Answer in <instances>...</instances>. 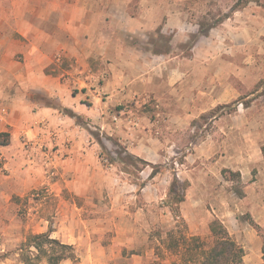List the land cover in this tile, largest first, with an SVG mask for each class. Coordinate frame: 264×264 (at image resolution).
<instances>
[{"label":"rangeland","instance_id":"1","mask_svg":"<svg viewBox=\"0 0 264 264\" xmlns=\"http://www.w3.org/2000/svg\"><path fill=\"white\" fill-rule=\"evenodd\" d=\"M142 1L129 0L132 16H145ZM236 1L151 0L154 20L125 23L113 40L132 61L130 82H119L133 93L122 90L127 98L114 102L103 132L82 123L92 133L78 154L88 165L59 164L48 154L56 135L41 126L26 140L32 155L40 150V166L27 174L35 183L18 196L7 180L15 171L0 155V264H24L28 238L47 232L74 249L77 260L62 264H190L186 259L200 252L189 253L182 239L211 247L214 221L243 248L247 264H264V5L251 3L199 33ZM115 29L110 25L111 35ZM93 72L95 80L68 62L55 73L67 86L83 76L98 85ZM63 137L69 146L71 134ZM141 161L157 175L150 178L151 166ZM86 173L88 198L75 196L67 180ZM175 179L188 184L178 206L168 199Z\"/></svg>","mask_w":264,"mask_h":264},{"label":"crops","instance_id":"2","mask_svg":"<svg viewBox=\"0 0 264 264\" xmlns=\"http://www.w3.org/2000/svg\"><path fill=\"white\" fill-rule=\"evenodd\" d=\"M144 2L139 6L144 7L145 16L138 19L129 12V0H0V134L8 135L0 155L5 166L15 171V178L11 175L7 180L16 195L23 196L27 184L35 183L27 180V174L40 166V150L32 155L28 150L32 145L27 147L26 140H35L41 126L50 136L56 135L48 154L59 164H89V157L78 155L87 150L84 138L92 135L82 123L87 128L99 124L103 132V121L114 102L127 98L122 90L132 95L134 86L119 82L125 76L130 82L126 71L133 69L132 61L113 38L124 32L125 23L134 26L140 18L155 19L151 16L155 5L151 0ZM110 25L116 26L112 35ZM126 30L127 34L135 32ZM60 62H75L92 80L97 78L93 70L98 69L100 82L95 85L83 76L67 86L55 73ZM65 134H71L69 146L63 144ZM108 134L119 136L118 131ZM74 178L67 180L70 192L88 198L93 187L90 175ZM243 261L247 264V255Z\"/></svg>","mask_w":264,"mask_h":264},{"label":"trees","instance_id":"3","mask_svg":"<svg viewBox=\"0 0 264 264\" xmlns=\"http://www.w3.org/2000/svg\"><path fill=\"white\" fill-rule=\"evenodd\" d=\"M251 3L263 6L264 0H237L231 7L229 13L219 16L218 19L213 21V23L209 26L201 24L199 27V33L202 36H205L217 24L228 19L231 14L244 9ZM7 144L8 135L0 134V146H6ZM100 145L102 149L105 150L103 144L100 143ZM109 154H107V159L105 160L111 162L112 158L108 156ZM117 155L122 156L120 153H117ZM100 159L104 161V158L101 155ZM124 159L133 160L134 157L126 154ZM141 162L147 166H151L153 171L150 175V178H153L157 175L159 171L155 165H150L144 161ZM187 187V183L175 179L169 190V202L176 206L183 203L185 200V191ZM210 232L214 238V241L211 247L207 249H204V243H202V241L196 237H190L187 238V240L185 238L182 239L184 242L188 243V252H200L199 256L190 255V257L186 259L187 262L190 264H243V248L240 247L229 236L223 224L218 221L212 222L210 224ZM173 244L175 243H170V246L173 247ZM261 253L262 260L264 261V234L262 235ZM20 256L24 264H38L41 262H44L45 264H62L68 260L72 262L77 260L73 247L71 245L62 243L57 239L51 238L50 232L30 236L27 240V243L25 244V250L21 252Z\"/></svg>","mask_w":264,"mask_h":264}]
</instances>
